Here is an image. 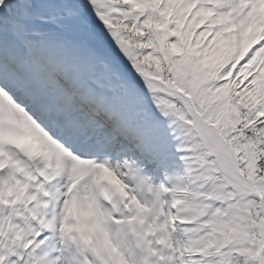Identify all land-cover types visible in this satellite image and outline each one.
I'll use <instances>...</instances> for the list:
<instances>
[{
	"label": "trees",
	"instance_id": "obj_1",
	"mask_svg": "<svg viewBox=\"0 0 264 264\" xmlns=\"http://www.w3.org/2000/svg\"><path fill=\"white\" fill-rule=\"evenodd\" d=\"M151 21L152 18L149 24ZM112 22L114 29L111 33V40L118 41L120 47L128 44L127 46L131 48L128 51L129 53L138 51L139 54L135 57V62L141 63L149 76H164L163 80L165 81L170 80V82L176 81L187 84L192 79L198 59L200 57L202 59L213 49L209 43L205 42L206 38H202L206 34L200 35L199 33L196 39H193L195 36L194 29L197 25L192 23L189 25L187 38L185 39L167 43L165 40L156 39L155 34L152 33V36L148 38V42L145 43L141 38L143 33L135 31L131 23L120 21L118 15L115 16ZM168 37H171V35ZM144 49L149 50V52L142 56ZM224 56L227 66L218 70L214 75V80L210 85L213 93L219 90L226 91L230 86L231 76L228 62L232 61L234 53L229 48L224 52ZM246 95L239 92L237 96L238 98H244ZM177 107L183 109L180 103L177 104ZM242 109L241 129L244 140L240 145H245L246 149L251 152L246 156L240 150H238V153L244 156L243 163L248 162L246 163V176L256 183L264 207V106L260 111H257L255 103L246 101ZM245 198L247 197H241L238 201V214L229 220L226 229L217 231L215 241L213 242L212 238L207 239V248L205 247L204 250L206 254L213 252L227 253L222 256L219 264H226L228 258L229 261L234 259L233 264H258L259 257L256 255V249L264 240V216L260 202L251 203L245 201ZM243 211H247L245 214L248 217L244 227L243 217H240ZM256 211L260 213L259 217L255 216ZM200 217L201 214L195 215L194 219L198 220ZM254 228L257 229L256 241L255 238L245 232L254 230ZM247 258H249L247 262L242 260Z\"/></svg>",
	"mask_w": 264,
	"mask_h": 264
},
{
	"label": "bare ground",
	"instance_id": "obj_2",
	"mask_svg": "<svg viewBox=\"0 0 264 264\" xmlns=\"http://www.w3.org/2000/svg\"><path fill=\"white\" fill-rule=\"evenodd\" d=\"M14 3L15 6V11L16 12H21L24 8H29L32 1L34 0H10ZM231 5L233 6V8L235 10H239V8L244 5L245 7H247V5H245L243 3V1L241 0H230ZM256 7V10H264V0H256L255 4H252ZM256 12V11H255ZM10 15V13H9ZM11 78L13 79L14 77L11 76ZM69 99L68 96H66V100ZM22 117L25 118V125L31 130L32 136L34 138L37 139L38 143H39V147H40V151L41 156H44L51 164L53 167H55L56 171H57V179H55V184H54V188L56 190V196L59 197L60 195V184L62 182V178L67 176L69 168H70V164L72 162V156L68 151H65L64 149H60L58 147H56L52 142H50L49 137L44 134L39 128L36 127V125L34 124V122L32 120H30L26 115H24L22 113ZM149 141V140H148ZM147 144V143H146ZM149 144H151V141L149 142ZM149 144H147V147L145 148L146 150H150L152 151L154 148L150 147ZM144 145V144H143ZM100 172L101 175L103 177H111L112 179H114L115 181H121V175L124 172V165L123 163H119L117 164V167L115 170H113V168H111L110 165H103L100 164ZM135 169V167H131L127 170V172H131V170ZM78 187V188H77ZM75 191H74V195L76 196V199L78 201V206L81 212L85 213L88 211V207L86 208V210L80 208V204L84 203L85 201V197L84 194L82 193L80 189V186H77ZM171 199L167 200L166 205L169 206V203L171 202ZM7 206L8 209H12V205L10 204H3L2 207ZM177 243H180L179 239H177L176 241ZM103 247V245L101 244V248ZM0 264H5L4 260H0Z\"/></svg>",
	"mask_w": 264,
	"mask_h": 264
},
{
	"label": "rangeland",
	"instance_id": "obj_3",
	"mask_svg": "<svg viewBox=\"0 0 264 264\" xmlns=\"http://www.w3.org/2000/svg\"><path fill=\"white\" fill-rule=\"evenodd\" d=\"M227 4L226 3H220V6H226ZM228 19H229V22H230V24H232V25H235L236 23H238V22H236L233 18H232V16L231 15H229L228 16ZM242 23H245V22H242ZM245 25H247L246 23H245ZM247 26H249V25H247ZM217 27H221L220 26V24H219V26H217ZM240 28L242 29V27L240 26ZM227 31H223L222 32V35L224 36L225 35V33H226ZM240 34H241V31L239 32V34L238 35H234V32L233 31H231L230 32V36L232 37V38H238V36H240ZM100 51V50H99ZM124 69V68H123ZM113 71H115V72H119V70H117V69H113ZM130 70L129 69H124V70H122L121 69V71H120V73H121V75H123L125 72H128V73H130L131 75H133V72L131 71V72H129ZM133 77V76H132ZM131 83H129V84H127V85H130ZM159 85V87L160 88H164L162 85H160V84H158ZM192 89H193V86H192ZM186 90H184V89H180L179 90V92L180 93H184ZM153 92H155L154 90H153ZM193 95H189L190 96V98L194 101V103L197 105V100H196V98L200 95V90H197V89H194L193 90ZM164 96V95H163ZM159 97H162L161 95H157V97H156V99H159ZM159 102H160V104L161 105H163V100H162V102L160 101V100H158ZM160 105V106H161ZM200 108V107H199ZM208 118V117H207ZM159 120H162L163 122H164V124H166V123H171V121L168 119V117L166 116V113L165 114H161L160 113V111H158V112H156V114L153 116V119L150 121V122H148V124H153L154 122H157V121H159ZM174 127H175V125H173ZM197 127V130L199 131V127L198 126H196ZM146 131L149 133V135L152 137V132H153V126L152 125H149L148 126V128L146 129ZM177 132V131H176ZM202 140L205 142V139H204V137H202ZM177 166V165H176ZM188 171H189V169H188ZM190 173V172H189ZM191 174V173H190ZM180 175L181 176H184V174H183V172H181L180 173ZM191 176H192V174H191ZM184 186L186 185L185 183L183 184ZM185 189H183V191H184ZM173 216H175L174 215V212H173ZM175 218V217H174ZM175 220H177L176 218H175ZM185 248H186V246H185ZM192 264H196L195 262H193Z\"/></svg>",
	"mask_w": 264,
	"mask_h": 264
}]
</instances>
